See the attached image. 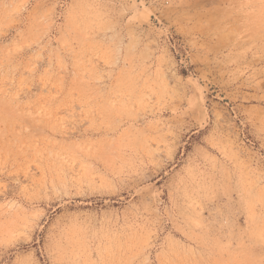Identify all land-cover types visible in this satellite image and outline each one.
Masks as SVG:
<instances>
[{"label": "rangeland", "instance_id": "rangeland-1", "mask_svg": "<svg viewBox=\"0 0 264 264\" xmlns=\"http://www.w3.org/2000/svg\"><path fill=\"white\" fill-rule=\"evenodd\" d=\"M0 264H264V0H0Z\"/></svg>", "mask_w": 264, "mask_h": 264}]
</instances>
